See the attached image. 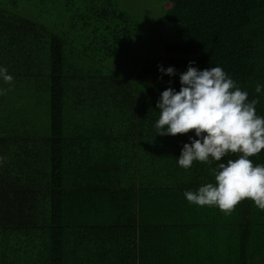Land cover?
<instances>
[{
	"label": "trees",
	"instance_id": "1",
	"mask_svg": "<svg viewBox=\"0 0 264 264\" xmlns=\"http://www.w3.org/2000/svg\"><path fill=\"white\" fill-rule=\"evenodd\" d=\"M165 2L175 40L164 49L176 56L154 50L130 83L108 70L136 37L122 0H0V65L28 82L0 83V264H264V210L250 199L227 212L189 203L184 191L214 182V164L179 167L194 130L154 127L160 92L179 90L190 61L219 64L264 116V89L254 92L264 85V0ZM55 8L52 23L29 12L52 21ZM250 159L264 164V149Z\"/></svg>",
	"mask_w": 264,
	"mask_h": 264
},
{
	"label": "clouds",
	"instance_id": "2",
	"mask_svg": "<svg viewBox=\"0 0 264 264\" xmlns=\"http://www.w3.org/2000/svg\"><path fill=\"white\" fill-rule=\"evenodd\" d=\"M190 61L187 70L179 73L180 88H165L156 102L158 118L154 127L157 135L186 134L176 163L185 170L194 161L214 167L210 172L214 182L201 184L196 190H185L189 203L216 206L231 211L242 199H250L264 210V164L253 163L250 157L264 149V116L256 111L258 97L249 99L247 90L217 64L198 69ZM160 73L175 76L174 66L158 65ZM162 79V76L160 77ZM14 77L0 65V82L9 84ZM264 85L257 83L255 93ZM6 91L0 88V94ZM229 153L235 159L221 158Z\"/></svg>",
	"mask_w": 264,
	"mask_h": 264
},
{
	"label": "rangeland",
	"instance_id": "3",
	"mask_svg": "<svg viewBox=\"0 0 264 264\" xmlns=\"http://www.w3.org/2000/svg\"><path fill=\"white\" fill-rule=\"evenodd\" d=\"M122 2H125L129 8L127 13L135 15L131 16V20L134 22L136 37H133L128 45L121 48L120 56L108 59V70H110V75H116L124 78L130 83H135L141 68L146 66L150 59H153L154 50L155 57L158 59L176 56V53L174 54L164 49V46L173 42L175 38L168 27H163L162 13L163 6L166 3L165 0H122ZM170 6L171 4H165L166 8ZM29 12L31 18L36 21L52 23L56 18H61V9L57 8L51 12L53 14L52 21L41 18V15L38 14L35 9ZM94 69L95 67L93 64L89 67L88 63L84 66L83 72L94 75ZM47 72L48 67L46 73ZM93 78L94 77H92V79ZM18 83L28 82L20 81ZM31 83L37 82L32 81ZM39 83H48V80L39 81ZM37 114L43 116L44 119L40 116L41 121L46 127H49L48 108L43 106L42 109L40 108V110L37 111Z\"/></svg>",
	"mask_w": 264,
	"mask_h": 264
},
{
	"label": "crops",
	"instance_id": "4",
	"mask_svg": "<svg viewBox=\"0 0 264 264\" xmlns=\"http://www.w3.org/2000/svg\"><path fill=\"white\" fill-rule=\"evenodd\" d=\"M91 82V81H90ZM0 83H3V82H0ZM10 83H18V82H10ZM80 83H83L82 81L80 82ZM91 83H98V81H95L94 79L92 80V82ZM3 95V94H2ZM96 108V110H95V112L96 113H103L104 114V112H106V114H108L109 113V109L106 107H100V106H97V107H95ZM113 114L115 113V112H112ZM100 127H103V126H101V125H98V124H96V125H93V129H92V131L93 132H96V133H99V130H103V129H100Z\"/></svg>",
	"mask_w": 264,
	"mask_h": 264
}]
</instances>
